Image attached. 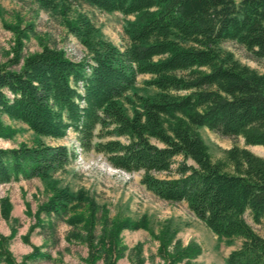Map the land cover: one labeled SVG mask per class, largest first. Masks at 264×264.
I'll list each match as a JSON object with an SVG mask.
<instances>
[{
    "label": "trees",
    "instance_id": "trees-1",
    "mask_svg": "<svg viewBox=\"0 0 264 264\" xmlns=\"http://www.w3.org/2000/svg\"><path fill=\"white\" fill-rule=\"evenodd\" d=\"M34 1L61 18L86 56L71 61L38 37L40 51L21 56V40L33 35L31 24L3 21L14 45L11 58L0 65V138L15 133L2 124V116L37 138L62 139L70 131L81 151L101 155L113 169L140 173L146 190L162 201L185 203L217 238L239 239L225 264H264V237L245 221L247 216L264 227V159L232 147L225 156L233 173H226L210 162L196 132L205 128L264 149V75L221 48L232 42L255 60L264 59V0ZM71 1L132 18L123 22V45L103 39L85 15L71 9ZM139 76H147L141 84L151 94L135 93ZM73 157L65 146L39 140L0 148V185L32 178L48 184L50 196L38 207L37 224L39 214L65 215L83 206L68 215L66 224L75 229L81 224L74 240L86 246L84 264H115L124 252L120 231L147 229L145 219L109 220L102 210L98 217L83 192L55 187L50 175ZM0 205L7 219L6 200ZM174 231L165 227L156 236L158 264H194L199 247L172 243ZM13 235V230L8 237L0 235V263L15 264L7 251ZM49 258L34 247L19 264ZM133 262L142 264L137 248Z\"/></svg>",
    "mask_w": 264,
    "mask_h": 264
},
{
    "label": "rangeland",
    "instance_id": "rangeland-1",
    "mask_svg": "<svg viewBox=\"0 0 264 264\" xmlns=\"http://www.w3.org/2000/svg\"><path fill=\"white\" fill-rule=\"evenodd\" d=\"M70 3L71 9L85 15L103 39L118 47L123 45L122 25L126 19L132 18H124L119 13L106 14L81 1ZM20 20L19 26L31 24L33 31V35L29 34L27 39L21 40V56L40 51L36 37L49 48L61 50L71 61H79L86 56L83 46L68 34L57 14L39 9L34 0H0V65L6 64L11 58L14 45L13 34L5 28L3 21L15 26ZM221 48L230 52L239 64L264 75V59L255 60L243 47L232 42L223 43ZM145 79L147 76L137 77L136 94L152 93L143 88L141 82ZM1 121L4 126L15 131L10 139L0 138L2 149L14 148L20 144L32 146L39 140L45 145H62L71 150L74 157L61 171L50 175L51 180L57 188H66L71 193L83 192L97 207V216L102 210L109 220L145 219L147 229L120 231L118 238L124 252L115 264H134L136 248L142 264L161 263L157 254L160 243L156 236L165 227L175 230L172 243L178 241L181 247L195 243L199 247L200 253L191 260L194 264H225L228 253L239 246V239L217 238L187 210L185 203H168L156 198L140 183V173H125L113 169L101 155L81 151L72 132L68 131L64 138L57 140L37 138L19 122L10 121L4 116ZM196 132L206 147L210 162L219 163L226 173H233V167L225 156V152L232 147L246 149L254 156L264 159L262 147L244 146L240 137L219 136L205 128H198ZM177 162L178 158H175L173 163ZM48 189V184L38 178L0 185V203L5 199L9 207L8 217L4 219L0 205V235L8 237L14 231L7 243V251L15 264L21 263L22 258L30 254L34 247L50 258L34 260L28 264H84L86 246L74 240V233L81 224L76 229L66 224L68 215L82 212L83 206L65 215L45 217L39 214L40 223H36L38 207L50 196ZM245 221L257 235L264 237L263 226L254 225L247 216ZM48 223H51V229L47 228ZM94 227L98 230L97 223ZM96 264L101 263L98 261Z\"/></svg>",
    "mask_w": 264,
    "mask_h": 264
},
{
    "label": "built area",
    "instance_id": "built-area-1",
    "mask_svg": "<svg viewBox=\"0 0 264 264\" xmlns=\"http://www.w3.org/2000/svg\"><path fill=\"white\" fill-rule=\"evenodd\" d=\"M75 62H77V61H75Z\"/></svg>",
    "mask_w": 264,
    "mask_h": 264
}]
</instances>
